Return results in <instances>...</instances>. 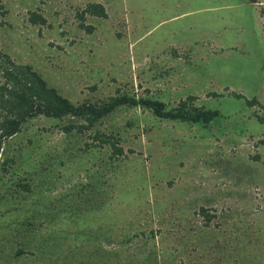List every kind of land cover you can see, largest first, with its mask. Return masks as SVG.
I'll return each instance as SVG.
<instances>
[{"label": "rangeland", "instance_id": "374dc122", "mask_svg": "<svg viewBox=\"0 0 264 264\" xmlns=\"http://www.w3.org/2000/svg\"><path fill=\"white\" fill-rule=\"evenodd\" d=\"M89 2L106 12L84 15L91 32ZM0 51L73 103L218 110L204 125L117 106L92 128L117 156L63 119L27 120L0 149L30 177L0 200V264H264V0H0Z\"/></svg>", "mask_w": 264, "mask_h": 264}, {"label": "trees", "instance_id": "16d2710c", "mask_svg": "<svg viewBox=\"0 0 264 264\" xmlns=\"http://www.w3.org/2000/svg\"><path fill=\"white\" fill-rule=\"evenodd\" d=\"M84 15L105 18L106 12L102 4L89 2L76 14V19L79 22L78 26L83 28L84 31L91 32L92 26L84 24ZM27 19L33 25H42L46 21L42 15L34 11L28 12ZM232 95L237 98L242 97L235 93H232ZM193 99L194 97L189 95L185 99H180L176 106L166 108L165 104L156 98H136L132 95L120 93L109 96L105 100L93 102L84 100L73 103L60 95L55 88L48 86L45 80L30 65L16 63L7 54L0 51V149L2 143L19 132L27 120L42 115L57 120L63 119V124L59 127L65 134L89 132L88 135L91 140H96L99 145H107L109 154L112 156L121 155L122 147L116 142L117 140H110L112 136L92 130L101 117L120 105L139 106L158 118L190 124L201 122L205 125L218 115L217 109L194 106ZM243 99L247 106L258 104L254 98ZM12 162L13 158L7 157L1 161V175L4 176L9 173L11 176H16L14 170L11 169ZM42 167H45V165L43 164ZM29 179L30 177H27V174L23 177H10L6 181L0 179V185H4L3 189L0 187V191H2L0 200L4 197L2 195H7V193L12 195L8 189L11 187L30 192ZM12 192L15 193L16 191L12 190ZM12 196L14 197V194ZM199 214L206 222L211 217V214H208L207 210L202 207L199 208ZM28 224L30 222H26L27 226ZM21 253V248H16L14 251L16 256H20ZM63 260L66 261V259Z\"/></svg>", "mask_w": 264, "mask_h": 264}, {"label": "crops", "instance_id": "0c3cea01", "mask_svg": "<svg viewBox=\"0 0 264 264\" xmlns=\"http://www.w3.org/2000/svg\"><path fill=\"white\" fill-rule=\"evenodd\" d=\"M249 2H250V1H249ZM238 38H239V37H238ZM232 39H233V40H234V39H237V37L235 36V37L231 38L230 41H233ZM230 43H231V42H229L228 44H230Z\"/></svg>", "mask_w": 264, "mask_h": 264}]
</instances>
